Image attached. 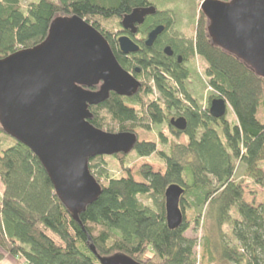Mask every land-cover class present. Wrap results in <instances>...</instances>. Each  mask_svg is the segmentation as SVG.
Here are the masks:
<instances>
[{"label": "trees", "instance_id": "16d2710c", "mask_svg": "<svg viewBox=\"0 0 264 264\" xmlns=\"http://www.w3.org/2000/svg\"><path fill=\"white\" fill-rule=\"evenodd\" d=\"M149 3L38 0L25 9L22 0H0V59L42 44L55 18L78 15L105 37L125 70L141 69L134 72L141 86L132 97L112 92L89 107L93 126L135 133L138 141L129 154L89 159L101 194L77 213L56 195L39 158L0 122V261L12 254L17 264H101L100 257L123 254L139 264H264V201L256 206L246 200L247 183L264 187V122L258 119L260 108L264 115V78L211 42L201 10L194 33L186 37L175 26V14L159 9L163 20L151 17L143 34L164 24L166 32L151 48L126 58L114 37L127 14ZM164 45L181 55L182 63L169 57ZM197 58L206 63L205 82L194 67ZM192 84L198 93L203 85L210 89L207 109L192 97ZM214 98L227 102L231 117L210 115ZM170 115L185 117L187 129L172 127ZM163 123L176 138L185 135L187 143H175L167 153L155 140L140 138V131L151 134L153 125ZM133 153L160 156L164 166L157 172L151 165L135 171L127 164ZM109 159L119 162L118 174L110 171ZM239 167L244 169L240 180ZM173 184L185 189L184 218L176 229L166 220L165 192ZM201 225L197 253L198 240L188 232Z\"/></svg>", "mask_w": 264, "mask_h": 264}, {"label": "water", "instance_id": "95a60500", "mask_svg": "<svg viewBox=\"0 0 264 264\" xmlns=\"http://www.w3.org/2000/svg\"><path fill=\"white\" fill-rule=\"evenodd\" d=\"M201 11L208 20L211 42L264 78V0H204ZM155 12L154 6L134 9L122 26L135 33V25ZM164 30L163 25L153 29L146 45L151 47ZM118 43L125 55L140 51L129 36H121ZM165 53L171 55L172 48L167 47ZM95 86L99 89L93 90ZM140 86L91 23L78 15L57 17L42 44L0 59V122L8 135L39 158L56 195L77 213L101 194L89 159L129 154L138 141L135 133H109L93 126L89 107L106 101L112 92L132 97ZM227 108L223 98H214L210 115L221 119ZM170 125L185 131L188 123L181 116L172 118ZM184 193L178 184L166 189L170 229L183 222L180 202ZM100 263L139 264L123 254L100 257Z\"/></svg>", "mask_w": 264, "mask_h": 264}, {"label": "rangeland", "instance_id": "374dc122", "mask_svg": "<svg viewBox=\"0 0 264 264\" xmlns=\"http://www.w3.org/2000/svg\"><path fill=\"white\" fill-rule=\"evenodd\" d=\"M38 0H22L23 6L26 9L28 5L32 2H36ZM158 9L165 12V14H175L174 19L177 20L176 28L179 33L186 37H190L196 28V21L198 20V15L201 10V3L199 1L194 2L193 0H151ZM118 30V29H117ZM194 67L201 77L202 81L205 82L204 71L206 68V63L201 59L197 58L194 62ZM152 83V82H151ZM191 86V88H189ZM189 91L194 99H196L197 103L200 104L203 110L209 107L210 102V89L204 88V85L199 88L197 91L193 90L194 85H190ZM231 111L228 110L227 117H231ZM181 116H173L170 115L169 121L172 118H178ZM258 119L264 122V115L262 113V108L259 109ZM160 133L163 134L165 138L161 137ZM141 139H150L155 140L157 142V146L160 150L169 152L170 146L179 143L186 144L187 138L185 135H181L176 138L174 134L171 132L168 123H163L161 125H153V130L151 134H145L140 131ZM119 162L117 160L109 159L108 167L112 173L118 174L119 170ZM127 164L132 167L135 171L140 169L144 165H151L155 172L160 171L163 166V160L160 156L152 155L150 157L141 158L138 157L135 153L131 154L127 159ZM244 169L239 167L237 169V178L240 180L242 178ZM136 180L139 178L134 175ZM2 183L0 180V190L2 188ZM246 200L250 203L255 204L256 206L260 205L264 201V187L254 186L250 183L246 185ZM149 203V202H148ZM189 237L196 238L198 240L199 246L197 247V253L200 251V243L203 240L202 233V225L197 227L193 226L192 229L188 232ZM18 258L12 254H5L3 259L0 261V264H17Z\"/></svg>", "mask_w": 264, "mask_h": 264}, {"label": "flooded vegetation", "instance_id": "af4514ba", "mask_svg": "<svg viewBox=\"0 0 264 264\" xmlns=\"http://www.w3.org/2000/svg\"><path fill=\"white\" fill-rule=\"evenodd\" d=\"M150 5L149 6H147V7H151V6H154L155 8H156V12L154 13V14H152V15H147L145 18H144V21H143V23H141V24H136L135 25V28H136V32L135 33H133L131 30H129V29H124L123 28V26H122V29H121V32H118L117 33V35L114 37V39H116L117 40V50L119 51V53H121L123 56H125L126 58H128L129 57V55H131V54H129V55H125V54H123L122 52H121V50H120V48H119V43H118V39L121 37V36H123V35H125V36H129L139 47H140V51L139 52H141V51H144L145 50V47H148L147 45H146V40H147V38H148V35H149V33L153 30V29H155L157 26H160V25H157L155 28H152V29H150V30H148V32L144 35L143 34V28L147 25V23L149 22V19L151 18V17H158L157 19H159V20H161L162 18H161V16L163 15L162 13V11H161V13H160V10L157 8V6H155L153 3H149ZM147 7H144V8H147ZM163 20V19H162ZM164 27H165V30H164V32H166V25L164 24L163 25ZM174 26V25H173ZM176 26V25H175ZM164 32H162V34H164ZM162 34H160V35H162ZM158 37H160V36H158ZM158 39V38H157ZM157 41V40H156ZM155 41V42H156ZM110 44V43H109ZM155 44V43H154ZM153 44V45H154ZM152 45V46H153ZM111 46V45H110ZM151 46V47H152ZM151 47H148V48H151ZM167 47H171L170 45H164V47H163V50L165 51V49L167 48ZM172 48V47H171ZM139 52H137V53H139ZM135 54V53H134ZM168 55V54H167ZM169 57H176L177 58V60H178V62L179 63H182V61H183V59H182V56L181 55H178V54H176V52H175V50L172 48V53H171V55H168ZM135 74H140L141 73V69L140 68H135ZM134 72L133 71H131V73L134 75Z\"/></svg>", "mask_w": 264, "mask_h": 264}, {"label": "bare ground", "instance_id": "6f19581e", "mask_svg": "<svg viewBox=\"0 0 264 264\" xmlns=\"http://www.w3.org/2000/svg\"><path fill=\"white\" fill-rule=\"evenodd\" d=\"M107 156V155H106Z\"/></svg>", "mask_w": 264, "mask_h": 264}]
</instances>
